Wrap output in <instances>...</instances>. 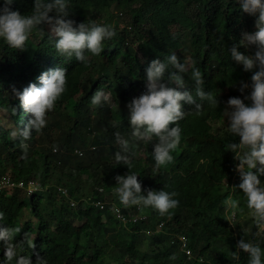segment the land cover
<instances>
[{
	"label": "trees",
	"instance_id": "obj_1",
	"mask_svg": "<svg viewBox=\"0 0 264 264\" xmlns=\"http://www.w3.org/2000/svg\"><path fill=\"white\" fill-rule=\"evenodd\" d=\"M33 4L34 0H15L12 8L25 13ZM72 5L70 18L77 23L91 19L112 25L116 33L90 64L58 54L56 38L49 36L47 26L45 35L34 32L23 50L0 41V108L10 117L8 125L0 124V176L10 169L16 180L32 181L38 187L32 192L20 187L10 194L0 192L5 226L21 228L16 240L23 232L33 237V264L37 256L47 264H247V253L237 242L251 239L264 245V223L257 224L243 202L234 216L222 205L227 195L242 190L233 191L241 182L239 160L232 150H224L227 142L239 143L240 137L227 135L221 111L229 97L243 98L240 82L251 83L257 70L244 71L228 52L237 44L244 54H254V46L246 49L238 42L243 32L255 30V16L243 12L239 0H72ZM173 52L189 67L185 84L193 94L195 67L205 90L217 96L219 104L216 108L204 102L203 115L189 114L180 121L182 139L172 153L174 159L157 168L152 144L135 141L131 135L127 104L145 90L148 63ZM57 67L67 69V90L47 114L46 126L26 141L25 158L21 139H14L12 133L24 126L30 114L12 88L22 90L30 82L40 86V74ZM169 70L175 71L171 66ZM99 88L110 100L94 106L91 98ZM11 106L17 108L14 116ZM192 108L185 105V110ZM116 133L130 141L132 171L140 173L142 189L179 194V205L170 214L161 216L144 208L146 219L123 224L112 213L111 203L127 215L139 211L121 205L113 193L115 176L129 171L127 165H115L120 150ZM82 149L85 162L78 160L77 150ZM68 198L77 200V206ZM97 200L106 202L105 208ZM225 216H231L230 221ZM181 234L187 236L193 258L181 249ZM232 252L238 254L236 258Z\"/></svg>",
	"mask_w": 264,
	"mask_h": 264
},
{
	"label": "clouds",
	"instance_id": "obj_2",
	"mask_svg": "<svg viewBox=\"0 0 264 264\" xmlns=\"http://www.w3.org/2000/svg\"><path fill=\"white\" fill-rule=\"evenodd\" d=\"M14 3L15 0H3L0 4V41L11 49H25L34 32L44 36L47 26L49 36L56 38L54 48L58 54L68 60L75 58L81 64L88 65L92 62V57L102 54L105 42L116 35L110 24L97 23L91 19L77 23L71 19L72 0H34L31 10L25 13L13 9ZM239 6L243 12L255 16L256 19L255 30L243 32L238 44L246 49L254 46L255 51L254 54H244L238 50L237 44H233L228 52L233 62L242 64L244 71L253 68L257 70L251 75V83L240 82L239 91L244 93L243 98L229 97L221 111L227 122V135L240 137L239 143L227 142L224 150H232L239 160L236 168L241 182L233 187V191L236 192V187L242 190L236 195H227L222 205L234 216L243 202L250 210L252 218L260 224L264 223V179L261 178L264 177V0H239ZM170 66L175 71H170ZM145 71V90L127 104L128 120L134 140L152 144L151 154L156 167L160 168L173 161L172 153L180 145L183 132L180 121L189 114L203 115L204 102L217 108L219 101L217 96L205 90L202 74L195 67L191 69V79L195 82V95L193 94L185 84L189 67L175 52L164 58L152 59ZM38 79L41 81L40 86L30 82L22 90L15 86L12 88L20 106L30 114L24 126L18 132L12 133L14 139H21L25 158L26 141L33 132H39L46 126L47 114L54 109L68 86L65 67L42 72ZM245 89L250 91L245 92ZM109 100V95L99 88L92 95L91 104L102 106ZM185 105H194V108L185 110ZM10 111L14 116L17 108L11 106ZM115 135L120 145V150L115 153V165H127L129 169L126 174L115 176L116 186L113 193L120 204L126 208H151L161 216L170 214V210L179 205V194L163 188L142 189V182L137 179L140 173L132 171L134 154L130 150V141L119 133ZM77 152L83 154L80 150ZM6 175L15 183L24 181L16 180L8 173L0 178ZM24 182L27 185L28 181ZM16 187L20 186L16 185L11 191L0 192L10 194ZM20 188L27 189L25 186ZM65 190L68 193L67 188ZM68 201L74 207L78 204L72 198H68ZM225 218L230 221L231 216ZM20 233L19 226H5V213L0 211V242L4 245V258L0 260V264H33V237L23 232L22 238L16 240ZM26 247L31 249L30 253L26 252ZM237 247L247 253V264H264V245L261 241L240 239ZM237 255L232 252L233 258ZM35 264H47V261L37 256Z\"/></svg>",
	"mask_w": 264,
	"mask_h": 264
},
{
	"label": "built area",
	"instance_id": "obj_3",
	"mask_svg": "<svg viewBox=\"0 0 264 264\" xmlns=\"http://www.w3.org/2000/svg\"><path fill=\"white\" fill-rule=\"evenodd\" d=\"M16 185L20 186V187H27V189L31 192L33 190H31L32 188H36L34 182L29 181L26 185V183L24 181H20L18 183H15L13 180H11V178L9 176H2L0 178V191H11V189L13 187H15ZM100 191H102V188L99 189ZM63 192L65 194H67L66 190L63 189ZM74 204V202H72ZM97 205L100 206V208H105L106 206V202L98 200ZM110 209L112 211V213H114L116 215V217L120 220V222H122L123 224H127V223H137L139 221H142L144 219H146V213L142 212V210L140 208L139 211H132L130 212L128 215L124 214L122 212V209L119 205H115L114 203H111ZM163 226V223L159 224V228H161ZM179 238V242L181 245V249L184 250V252L186 253V255L189 258H193L194 254L192 253L191 249L188 247V238L187 236L181 234L178 236ZM202 260V259H201Z\"/></svg>",
	"mask_w": 264,
	"mask_h": 264
},
{
	"label": "rangeland",
	"instance_id": "obj_4",
	"mask_svg": "<svg viewBox=\"0 0 264 264\" xmlns=\"http://www.w3.org/2000/svg\"><path fill=\"white\" fill-rule=\"evenodd\" d=\"M114 7H116V6H113V10H114V12H117V10L114 8ZM124 22H125V20H123ZM105 91V90H104ZM106 92V91H105ZM107 93V92H106ZM108 94V93H107ZM68 109L69 110H71V106L70 107H68ZM10 123V117H9V114L4 110V109H2V108H0V124H9ZM218 125H220V124H218ZM83 150V154L82 155H79L78 154V160L79 161H86V154L84 153V149H82ZM10 172H11V170L9 169L6 173H8V174H10ZM7 176V175H6ZM86 175L84 176V178L86 179ZM31 190H36V188H32ZM87 192V191H86ZM77 223H79L80 221L79 220H77L76 221ZM144 248H146V245H144Z\"/></svg>",
	"mask_w": 264,
	"mask_h": 264
}]
</instances>
